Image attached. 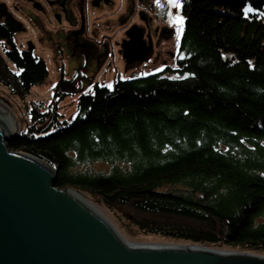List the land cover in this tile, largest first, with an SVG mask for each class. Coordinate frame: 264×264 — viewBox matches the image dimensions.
<instances>
[{
  "label": "trees",
  "instance_id": "trees-1",
  "mask_svg": "<svg viewBox=\"0 0 264 264\" xmlns=\"http://www.w3.org/2000/svg\"><path fill=\"white\" fill-rule=\"evenodd\" d=\"M181 7L177 66L97 83L69 120L53 104L33 106L44 127L29 126L7 146L47 161L57 188L131 208L129 222L143 232L264 254V0ZM5 41L14 69L0 80L27 94L49 68L0 25Z\"/></svg>",
  "mask_w": 264,
  "mask_h": 264
},
{
  "label": "rangeland",
  "instance_id": "rangeland-1",
  "mask_svg": "<svg viewBox=\"0 0 264 264\" xmlns=\"http://www.w3.org/2000/svg\"><path fill=\"white\" fill-rule=\"evenodd\" d=\"M18 2L20 5L24 3L21 0ZM105 4L96 12L91 11L90 23H86L84 28L76 20V24L67 25L57 23L49 16L54 22L46 21L43 24L42 19L40 22L32 21L25 14L27 10L14 13L23 29L11 36L13 42L21 49L34 51L36 56L44 58L49 68L46 80L31 87L27 94L13 92L10 86L0 80V104L15 120V137L31 125H38L39 130L44 127L31 116L29 110L33 106L42 105V110L47 111L53 104L61 113V119L69 120L77 113L78 96L92 89L95 84L112 87L117 79L178 65L177 60L184 56L180 45L185 23L181 0L178 7L169 0H114ZM178 15L183 17L182 22H176ZM135 24L144 29V39L148 40L150 48L128 54L122 46L124 40H130L127 39L128 32L132 33ZM157 27L160 29L156 30ZM163 28L169 32L165 33ZM4 55L0 46V75L5 77L8 74L6 69H14V64ZM167 76H177V73L169 72ZM57 90L64 91V95L56 93ZM97 165L106 170L107 165ZM87 199L102 209L118 231L144 244L167 245L168 241H172L143 232L133 221L129 222L127 216L132 209L127 206L108 209L100 201L89 197ZM224 247L226 250H239L237 247Z\"/></svg>",
  "mask_w": 264,
  "mask_h": 264
},
{
  "label": "water",
  "instance_id": "water-1",
  "mask_svg": "<svg viewBox=\"0 0 264 264\" xmlns=\"http://www.w3.org/2000/svg\"><path fill=\"white\" fill-rule=\"evenodd\" d=\"M14 130L0 104V264H264L261 254L144 244L118 231L67 192L77 188H57L47 161L8 147Z\"/></svg>",
  "mask_w": 264,
  "mask_h": 264
},
{
  "label": "flooded vegetation",
  "instance_id": "flooded-vegetation-1",
  "mask_svg": "<svg viewBox=\"0 0 264 264\" xmlns=\"http://www.w3.org/2000/svg\"><path fill=\"white\" fill-rule=\"evenodd\" d=\"M24 1L23 5H20L18 0H0V25L4 26L8 31V34L13 36L17 31L23 29L21 21L16 17L18 10L22 11L27 10V14L32 21L40 22L43 20V24L46 21L54 22L52 19H49V16L56 20L57 23H64L69 25L70 23L80 24V27H85L86 23L88 25L90 20L91 11L96 12L99 10L105 3L113 2L114 0H21ZM92 3V5H91ZM15 10V11H14ZM15 13V14H14ZM32 14V15H31ZM39 14V15H38ZM80 17V18H79ZM10 22H8V20ZM79 18V19H77ZM167 18V15L164 16ZM69 22V23H68ZM11 23V24H10ZM75 23V24H76ZM78 25V24H77ZM160 28L157 27L156 30ZM165 33H168L169 30L164 29ZM18 33V32H17ZM129 33L130 40H127L129 43V52L135 53L142 49L149 50L148 40L144 39L145 31L143 28H138L136 24L133 26L132 33ZM30 41V40H29ZM147 42V44H146Z\"/></svg>",
  "mask_w": 264,
  "mask_h": 264
},
{
  "label": "bare ground",
  "instance_id": "bare-ground-1",
  "mask_svg": "<svg viewBox=\"0 0 264 264\" xmlns=\"http://www.w3.org/2000/svg\"><path fill=\"white\" fill-rule=\"evenodd\" d=\"M91 5H92V3H91ZM16 132V130H14V131H12V132H9V133H7V134H13V133H15ZM67 192L69 193V194H71L74 198H77V199H79V200H81L84 204H86L87 206H89L92 210H94L98 215H100V216H102L109 224H110V226H112L113 228H115V226L113 225V223L112 222H110L107 218H106V216L104 215V213H103V211H102V209H100V208H98L92 201H90V199H87V197L81 192V191H79V190H74V189H67ZM116 229V228H115ZM154 244V243H153ZM168 245H173V246H183L184 245V243L183 244H181L180 242H178V243H176V242H170V241H168V243H167ZM192 247H196V248H200V247H202V248H212V247H214V248H217V249H225V248H220L219 246H213V245H211V246H205V245H200V246H192ZM234 250V249H233ZM232 250V251H233ZM238 251H240V250H238ZM242 252H248V253H251V254H261V255H264L263 253H260V252H252V251H248V250H244V251H242Z\"/></svg>",
  "mask_w": 264,
  "mask_h": 264
},
{
  "label": "snow or ice",
  "instance_id": "snow-or-ice-1",
  "mask_svg": "<svg viewBox=\"0 0 264 264\" xmlns=\"http://www.w3.org/2000/svg\"><path fill=\"white\" fill-rule=\"evenodd\" d=\"M157 2H158V0H157ZM169 2L176 5L177 7L180 5V0H169ZM182 20H183V17L178 15L176 22L179 23V22H182Z\"/></svg>",
  "mask_w": 264,
  "mask_h": 264
}]
</instances>
